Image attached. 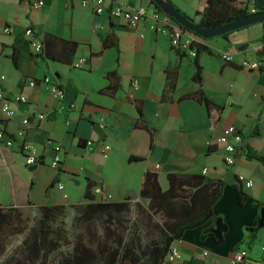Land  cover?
Masks as SVG:
<instances>
[{
	"label": "crops",
	"instance_id": "1",
	"mask_svg": "<svg viewBox=\"0 0 264 264\" xmlns=\"http://www.w3.org/2000/svg\"><path fill=\"white\" fill-rule=\"evenodd\" d=\"M33 1L0 0V75L4 76L0 87L15 109L10 118L0 110V130L14 139L11 146L0 147V208L27 202L40 208L107 200L121 208V232L107 239L96 236V241L106 242L98 247L93 243L89 264H150L152 249L159 264V258L164 257L163 262L166 258L162 250L166 230L149 209V198L140 195L144 172L156 173L162 192L170 186L168 176H178L169 194H178V208L189 203L196 188L217 182L222 185L213 183L207 189L220 191L212 205L213 216L186 229L171 245L179 247L183 264H229L234 250L245 245L249 263L264 264V224L251 230L264 208V161L246 155L249 149L264 158V67L248 70L240 65L242 59L264 61L261 22L211 38L186 30L185 35L195 39L199 83L193 79L194 57L173 48L166 34L151 30L148 20L131 27L109 12V4L114 3L153 9L150 0H108L100 13L93 0L86 4L42 0L39 8L31 6ZM172 1L190 16L206 4L205 0ZM27 27L43 40L44 51L39 54L24 34ZM221 52L232 53L233 61L225 62ZM79 57L85 61L77 68L73 63ZM110 72L114 74L108 76ZM29 80L35 84L30 86ZM51 82L63 89L62 99L51 95ZM110 85L116 88L107 90ZM199 90L223 107L213 124L206 106L193 97ZM18 93L26 96V102L12 100ZM39 113L43 119L37 117ZM23 118H28L27 125ZM228 125L242 136L231 165L225 164L223 149L216 143ZM19 129L25 130L22 138L15 135ZM88 140L92 145H87ZM23 141L37 150L36 162L29 166L24 163ZM103 144L110 146L106 156ZM55 145L61 146V152L53 168ZM136 156L141 159L130 161ZM239 175L252 184L246 186ZM183 180L185 185L180 184ZM87 184L92 200L84 198ZM237 187L245 194L242 204ZM218 220L222 238L215 241ZM203 229L213 235L201 238ZM106 243L116 249L112 262ZM125 248L130 251L123 256Z\"/></svg>",
	"mask_w": 264,
	"mask_h": 264
},
{
	"label": "trees",
	"instance_id": "2",
	"mask_svg": "<svg viewBox=\"0 0 264 264\" xmlns=\"http://www.w3.org/2000/svg\"><path fill=\"white\" fill-rule=\"evenodd\" d=\"M150 2L153 4V2L150 0ZM205 6L201 11H195L193 16H190L180 10L175 4V7L179 9V11L190 21L195 22L199 25H202L204 27H210V26H216L220 25L222 23L242 18L246 16H250L253 14H259L264 13V0H255L254 1V7L255 12H250L246 6H244L243 0H205ZM154 8L156 10H160L158 6L154 5ZM161 11V10H160ZM263 28H264V21L261 22ZM182 27V26H181ZM182 29L186 30L184 27ZM233 31V30H232ZM191 32V31H190ZM231 32V31H230ZM230 32H226L223 35H226ZM43 41V40H42ZM260 41L264 42V33L262 34ZM198 49V48H197ZM44 51V43H43V49ZM197 53V52H196ZM197 54L194 57V73H193V79L197 82L201 83V66L198 64L197 61ZM13 59H15V55H13ZM114 72L108 73V76L113 75ZM116 88L114 85L108 86L107 90L113 91ZM193 97H195L199 102L203 103L208 111V115L210 118L211 123H215L217 119L220 117L222 106L216 105L213 102H211L203 93V91L199 90L195 94H193ZM246 155L248 158L252 159H258L261 161H264V158L259 155L258 153L246 149ZM131 160H139L141 157H130ZM170 186L167 191L162 192L160 190L157 175L154 172L145 171L143 175V180L141 184L140 189V195L142 197L149 198L148 200V207L152 211V213L159 218L161 221V224L163 228L166 230V238L165 241H163L164 246L162 247V250L165 251V254H167V251L169 249V246L171 243L179 239L183 232L186 229L195 228L200 225H203L207 220H209L213 214H212V205L216 201V199L220 195V191L218 188H211L209 191H207L208 186L213 183L217 182H209L203 186H200L195 189L193 192L194 195L191 196L189 199V203L186 205L182 204L181 207H177V201L175 200L178 194H174L172 196H169L171 194V191H173L174 182L178 180V176L175 174H170L168 176ZM180 184L185 185V180H183ZM222 185L221 183H217ZM89 185L87 184L86 190L84 192V198L87 200H92V196L89 194ZM183 189V188H181ZM207 191V193H205ZM236 193L238 196V201L240 204H242L245 200V194L241 191L239 187L236 188ZM63 204H52V205H45L41 206L39 209L41 211V214L43 216H50V217H56L60 215V209H63ZM86 212H88L85 217H91V216H97L98 214H105L109 212V210H117L120 211L121 208H117V205L109 202H100V203H87L84 208ZM163 215H166L168 218H164ZM9 212L3 211L0 208V230L10 225V218H9ZM175 217L178 218L175 220ZM214 219V218H213ZM253 230V228H251ZM39 231V230H38ZM209 233V235H213L212 231L208 229H203L201 232V238H204L206 234ZM103 237L105 239L111 237L112 234H110V230L108 228H105V231L103 233ZM213 238L215 241H220L222 238L221 233L217 236L213 235ZM103 241L98 240L96 241L95 238L93 239L96 242L94 247H98V245L105 244ZM45 238H41V236H35L33 238L32 245L28 251V254L34 255V256H41L42 261L39 264H46V259L48 258V255L50 253L49 249L46 247ZM89 243V241H88ZM109 243V242H108ZM117 246L120 245V241L117 240L115 242ZM106 245L110 246L106 243ZM112 246V245H111ZM109 250L110 253V260L112 262L113 256L116 255V253H113L116 251V249ZM91 250L90 245H88L85 240L80 238L79 236L77 238H74L73 240V247L72 251L69 253L64 254V258L57 261V264H89L91 258H89V251ZM130 251L129 248L123 249V256L127 254V252ZM63 255V254H62ZM156 249H152L149 260L150 264H157L158 258L156 257ZM164 258V257H163ZM162 257L159 258L161 261H159V264H166V262L162 261ZM130 262L135 261L134 258L129 259ZM157 262H156V261ZM19 264H24L23 261L20 260Z\"/></svg>",
	"mask_w": 264,
	"mask_h": 264
},
{
	"label": "built area",
	"instance_id": "3",
	"mask_svg": "<svg viewBox=\"0 0 264 264\" xmlns=\"http://www.w3.org/2000/svg\"><path fill=\"white\" fill-rule=\"evenodd\" d=\"M94 8L97 13H100L104 10L106 4L108 5V0H93ZM244 6L250 11L255 12L254 1L255 0H243ZM87 0H82V4H86ZM43 4L42 0H35L31 3L33 8H39ZM109 12L114 17H120L123 21L131 26L136 27L141 21L148 20V26L151 30L166 34L170 40L171 46L177 50L187 52L191 57L196 56V49L194 48L195 39L193 36H186V30L176 23L168 14L163 11L156 10L155 8L149 9L146 5H139L138 7L126 6L122 3L109 4ZM7 30V28H5ZM24 34L30 37V45L35 54H39L43 49V42L40 38L34 35L33 29L27 27L24 31ZM221 59L225 62H231L234 59V55L228 52H221ZM85 58L79 57L73 63L74 67H82L84 64ZM240 65L248 70H258L261 67H264V61L261 60H249L242 59ZM0 78H4L3 75H0ZM45 82L49 83V77L45 76L43 79ZM35 84L34 80H29V85L33 86ZM133 86H136V82H133ZM50 93L54 97L60 99L64 96V91L56 83L51 82L49 85ZM12 100L16 102H26V96L22 93L14 94ZM10 98L7 97L3 88L0 87V110L3 113V116L10 118L15 114V109L10 105ZM39 119H43L44 115L39 113L37 114ZM29 122L28 118H23L22 123L27 125ZM100 127H103L102 123H99ZM16 136L20 138L24 137L25 130L19 129L15 132ZM13 137L11 135H6L4 131L0 130V147L5 146L9 147L13 144ZM87 145H92V141L88 140ZM216 143L219 144L223 149L224 162L226 165H231L235 162L236 155L240 149L242 143V136L236 127L233 125H228L223 128L221 134L216 138ZM22 148L26 152L24 157V163L26 166L32 165L36 162L37 150L36 148L26 141H23ZM110 146L107 144L102 145V153L104 156L107 155ZM60 152L61 146H54V154L51 160V167L56 168L60 161ZM207 171V168H203V173ZM239 181H243L246 186L252 184L251 180H244L242 175L238 176ZM59 189L63 188L62 183H57ZM248 249L246 246H239L234 250L229 264H250L248 257ZM166 264H183L182 253L177 245H170L165 258Z\"/></svg>",
	"mask_w": 264,
	"mask_h": 264
},
{
	"label": "rangeland",
	"instance_id": "4",
	"mask_svg": "<svg viewBox=\"0 0 264 264\" xmlns=\"http://www.w3.org/2000/svg\"><path fill=\"white\" fill-rule=\"evenodd\" d=\"M60 204L64 208L56 217L43 216L40 209L29 202L24 206L1 207L9 212L10 225L0 230V264H19L20 260L24 264H39L41 256L28 254L35 236L47 240L45 245L50 253L46 264H57L64 254L72 251L74 238L79 236L92 248L91 242L96 236H103L105 228L110 230V234L121 232L120 211L109 210L112 217L108 213L85 217L88 213L84 211L85 205L74 202Z\"/></svg>",
	"mask_w": 264,
	"mask_h": 264
},
{
	"label": "water",
	"instance_id": "5",
	"mask_svg": "<svg viewBox=\"0 0 264 264\" xmlns=\"http://www.w3.org/2000/svg\"><path fill=\"white\" fill-rule=\"evenodd\" d=\"M154 5L158 6L161 11L168 14L176 23L184 27L187 31L203 37L211 38L218 35H223L226 32L236 30L238 28L264 21V13L253 14L250 16L237 18L220 25L204 27L195 22L190 21L177 9L172 0H151ZM264 224V208L260 210V218L257 221V226L253 229L255 231ZM222 226L217 221V228L215 234H220Z\"/></svg>",
	"mask_w": 264,
	"mask_h": 264
}]
</instances>
